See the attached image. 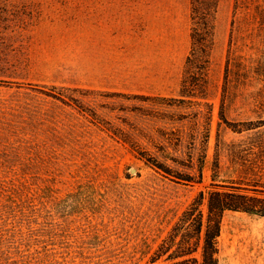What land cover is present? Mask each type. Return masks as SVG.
<instances>
[{
    "label": "rangeland",
    "instance_id": "374dc122",
    "mask_svg": "<svg viewBox=\"0 0 264 264\" xmlns=\"http://www.w3.org/2000/svg\"><path fill=\"white\" fill-rule=\"evenodd\" d=\"M192 26L191 0H0V264H148L200 190L264 198V0H219L209 48ZM219 243L264 264V215Z\"/></svg>",
    "mask_w": 264,
    "mask_h": 264
},
{
    "label": "trees",
    "instance_id": "16d2710c",
    "mask_svg": "<svg viewBox=\"0 0 264 264\" xmlns=\"http://www.w3.org/2000/svg\"><path fill=\"white\" fill-rule=\"evenodd\" d=\"M219 0H191L192 39L209 48ZM201 25L199 37L194 24ZM227 210L264 215V198L220 188L202 189L150 252L148 264H219L223 217Z\"/></svg>",
    "mask_w": 264,
    "mask_h": 264
}]
</instances>
